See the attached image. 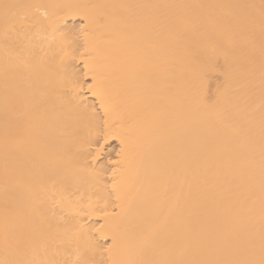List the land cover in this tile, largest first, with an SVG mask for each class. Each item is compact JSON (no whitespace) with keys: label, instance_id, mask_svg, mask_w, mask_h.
Listing matches in <instances>:
<instances>
[{"label":"bare ground","instance_id":"bare-ground-1","mask_svg":"<svg viewBox=\"0 0 264 264\" xmlns=\"http://www.w3.org/2000/svg\"><path fill=\"white\" fill-rule=\"evenodd\" d=\"M0 264H264V0H0Z\"/></svg>","mask_w":264,"mask_h":264},{"label":"rangeland","instance_id":"rangeland-1","mask_svg":"<svg viewBox=\"0 0 264 264\" xmlns=\"http://www.w3.org/2000/svg\"><path fill=\"white\" fill-rule=\"evenodd\" d=\"M114 147V142H110L109 144H107L106 149H112Z\"/></svg>","mask_w":264,"mask_h":264}]
</instances>
